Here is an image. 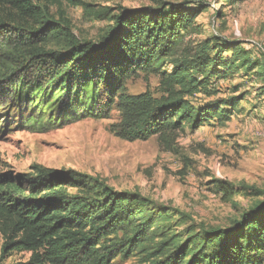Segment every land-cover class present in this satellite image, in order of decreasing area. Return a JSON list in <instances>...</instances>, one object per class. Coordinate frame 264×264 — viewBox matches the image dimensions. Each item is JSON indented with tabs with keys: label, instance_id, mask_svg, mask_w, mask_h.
I'll return each instance as SVG.
<instances>
[{
	"label": "trees",
	"instance_id": "16d2710c",
	"mask_svg": "<svg viewBox=\"0 0 264 264\" xmlns=\"http://www.w3.org/2000/svg\"><path fill=\"white\" fill-rule=\"evenodd\" d=\"M62 1L81 7L89 21H108L96 41L78 38L62 9L52 14ZM153 1L114 13L83 0H0V57L10 62L0 68V86L17 88L18 106L33 108L27 122L36 127L104 119L116 109V137H158L167 152L187 128L224 127L244 98L220 96L217 85L243 73L246 79L259 62L241 44L205 40L189 48L205 5ZM139 74L160 77L159 97L128 94V81ZM47 109L56 116L47 118ZM210 185L227 203L237 195L226 182ZM250 189L263 200L240 220L181 234L168 209L99 177L41 166L0 174V264L14 254L30 255L16 264H264V188Z\"/></svg>",
	"mask_w": 264,
	"mask_h": 264
},
{
	"label": "rangeland",
	"instance_id": "374dc122",
	"mask_svg": "<svg viewBox=\"0 0 264 264\" xmlns=\"http://www.w3.org/2000/svg\"><path fill=\"white\" fill-rule=\"evenodd\" d=\"M83 1L96 9L112 8L114 13L119 8L139 9L155 4L153 0ZM162 1L205 5L194 33L186 39L189 48L205 40H212L214 45L231 42L241 44L249 50L252 60L259 62L257 70L246 79L243 73L217 85L222 91L220 96L244 98L232 121L224 127L208 124L196 132L187 128L180 134L175 151L167 152L158 137L134 143L116 137L112 127L121 120L116 109L104 119L36 127L27 122L34 114L33 108L25 103L18 106L17 88L0 86V174L26 175L41 166L99 177L119 192H137L168 209L173 215L169 223L173 222L181 234L200 224L229 227L263 200L253 196L250 188H264V0L235 4L226 0ZM59 8L81 40L96 41L109 24L87 20L81 7L66 1L53 6L52 14L56 15ZM49 45L55 47L53 43ZM3 64L10 62L0 57V68ZM159 86L160 77L139 74L128 81L127 91L130 95L150 91L159 97ZM5 91L9 92L2 93ZM49 111L46 110L47 118L49 114L54 118L57 113ZM38 114L40 111L36 118ZM213 180L231 184L237 190L232 202H225L213 191ZM3 243L0 236V255ZM29 258V254H14L2 264L26 262ZM114 264H137V259H117Z\"/></svg>",
	"mask_w": 264,
	"mask_h": 264
},
{
	"label": "built area",
	"instance_id": "2783aa9c",
	"mask_svg": "<svg viewBox=\"0 0 264 264\" xmlns=\"http://www.w3.org/2000/svg\"><path fill=\"white\" fill-rule=\"evenodd\" d=\"M262 136H264V134H262Z\"/></svg>",
	"mask_w": 264,
	"mask_h": 264
}]
</instances>
